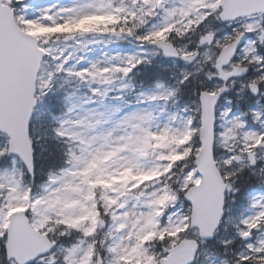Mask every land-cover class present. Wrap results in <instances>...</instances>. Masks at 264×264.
Segmentation results:
<instances>
[{"label":"snow or ice","instance_id":"obj_1","mask_svg":"<svg viewBox=\"0 0 264 264\" xmlns=\"http://www.w3.org/2000/svg\"><path fill=\"white\" fill-rule=\"evenodd\" d=\"M0 264H264V0H0Z\"/></svg>","mask_w":264,"mask_h":264}]
</instances>
